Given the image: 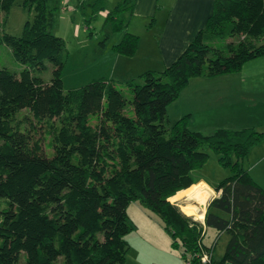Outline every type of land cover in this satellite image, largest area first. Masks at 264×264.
Instances as JSON below:
<instances>
[{"label":"trees","instance_id":"1","mask_svg":"<svg viewBox=\"0 0 264 264\" xmlns=\"http://www.w3.org/2000/svg\"><path fill=\"white\" fill-rule=\"evenodd\" d=\"M49 1L24 0L32 19L18 36L0 31V44L22 66L18 73L0 68V264H14L21 251L24 264L58 256L63 264H122L130 201L158 217L189 264H201L203 252L210 254L206 264H264V188L240 165L264 131L203 134L187 128L188 114L170 125L166 118L191 77L234 72L264 55V0H212L203 27L174 60L125 80L126 94L105 79L63 89L65 47L47 30ZM11 2L0 0V13ZM137 41L124 32L114 48L129 56ZM45 60L48 82L36 75ZM127 104L131 115L123 113ZM202 146L230 174L213 185L217 195L201 223L168 198L195 182L191 171L207 158ZM208 228L228 235L219 259L211 254L214 241H201Z\"/></svg>","mask_w":264,"mask_h":264},{"label":"rangeland","instance_id":"2","mask_svg":"<svg viewBox=\"0 0 264 264\" xmlns=\"http://www.w3.org/2000/svg\"><path fill=\"white\" fill-rule=\"evenodd\" d=\"M48 8L51 11L52 21L47 30L51 34L61 37L65 47L66 55L61 71L64 90L78 87L94 79H105L114 80L116 88L126 94L123 83L125 80L135 78V76L145 70L158 72L165 67L161 69L158 67V59L156 58L159 57V54H153L155 51L148 53L151 48L147 46L148 43L152 42L153 45L157 43L153 29L154 19L143 17L142 14H135L138 6L134 8V0H50ZM33 14V8H29L28 4H24V0H12L7 12L0 13V31L18 36L25 22H29ZM124 32L136 35L139 41H137L134 53L129 56L119 54L114 48ZM145 41H147V45L143 44ZM43 63L45 68L36 75L43 82H48L51 74V64L47 60ZM0 68H6L15 73H18L22 68L21 64L13 60L9 48L3 44H0ZM214 77H222V79L230 81V84H234L237 88L236 100L241 94L244 113L242 117L238 118L240 120L238 122L239 127L235 129L253 127L256 131H264V55L245 61L237 71ZM22 112L25 111L23 110ZM123 113L131 115V106L127 104L123 109ZM177 117L176 119L181 116ZM174 119L170 117L168 121L171 122H168V124H172L176 120ZM189 119L188 117L186 123L187 128L191 131L199 130L203 134H209L215 129L210 124L203 126L200 124L198 127H202V129H199L195 125L196 123L190 125L194 128H189ZM218 122L222 124L225 121L221 119ZM216 128L221 127L216 126ZM44 148L47 151L46 145ZM201 150L207 154V158L200 168L191 171V177L202 179L209 186H213L228 176L230 170L228 167L217 163V155L207 146H202ZM262 155H264V138L251 147L248 154L240 160V165L247 167V165L255 163L253 174L264 182V156L261 158ZM257 159L259 160L256 161ZM201 186H203L201 183L195 185L186 194L192 193L197 187ZM186 194H184L185 197L187 196ZM179 197L180 195L177 198ZM205 197H203L204 199L202 198V201L197 198L192 199L198 201L202 204L201 208H204L209 200ZM179 205L177 207L184 215L189 216L194 221H199L202 211H196L195 205L197 204L187 201L182 203L180 207ZM186 207L193 209L188 211ZM125 212L127 224L130 228L125 235L128 249L122 264H132L137 253V257H150L144 254L145 250L149 249L148 245H145V241L152 240L158 244H166V241H168L171 251L177 257H181L180 247H171V240L165 230L164 232L158 228L160 230L159 233L163 236L162 238H158V234L153 232V228L150 227L149 231L146 230L148 223L151 224L153 222L157 226L162 227L160 220L155 214L149 212L137 201H130ZM201 218L200 222L203 220V215ZM227 238L228 235L225 232L216 236L215 232L208 228L201 241L206 246H211L214 241L211 254L214 259H219ZM150 246L152 249H159V246L152 244V242ZM152 257L163 256L155 254ZM14 264H24L23 251L19 252L17 261ZM51 264H63L62 257H56ZM181 264L184 263L181 261Z\"/></svg>","mask_w":264,"mask_h":264},{"label":"crops","instance_id":"3","mask_svg":"<svg viewBox=\"0 0 264 264\" xmlns=\"http://www.w3.org/2000/svg\"><path fill=\"white\" fill-rule=\"evenodd\" d=\"M137 6L138 10L135 14H142L143 17H151L154 19L153 29L157 43H154L153 45L152 42H149L147 45V41H145L143 44L151 47L148 50V53L155 51L153 54H159V57L156 59H158V67L161 69L173 61L195 33L203 27L204 22L211 11L212 0H134V8ZM236 89L237 88L234 84H230V81H226L222 79V77H191L187 84L179 91L177 97L166 106L167 122H171L168 121L170 117L176 119L177 116L179 117L188 114L190 118L188 122L189 128H194L190 125L196 123L195 125H197V127L200 124H202V126L210 124L212 125V128H216L217 126L235 129L236 127H239L238 122L240 120H238V118L242 117L244 113L241 94L236 100ZM221 119L225 121L222 124L218 122ZM198 128L202 129V127ZM263 156L264 155H262L261 158ZM258 160L259 159L256 161ZM243 168H245L250 173L251 177L264 188L263 180L256 178L257 175L253 174L255 163ZM193 180L195 182L190 186L195 184L199 185L201 183L203 185L201 187L207 191L205 193L207 194L205 195V198H208L209 200L206 202L204 208H201L202 204L195 199H188V196L191 193L186 194V197L185 195H181L177 199H171L177 193L186 190L190 186L177 191L174 195L169 197L168 200L176 206L191 201V203L197 204L195 205L196 210H201L203 213L207 203L217 195V192L212 189L213 186H209L204 180L198 178H193ZM192 209L193 208L186 207V210L188 211H192ZM201 219L202 218L198 219L199 222ZM150 227L154 229L153 232H157L158 238L163 237L159 233L160 230L164 231L162 227L159 225L157 226L154 222L151 224L148 223L146 230L149 231ZM166 234L168 235V233ZM151 242L152 244L159 246V249H152L150 246ZM145 245H148L147 247L149 249H146L144 254H147L150 257H137V253L132 264H181V261L184 263L181 257H177V255L171 251L168 241H166V244H158L153 240L145 241ZM155 254H160L163 257H152V255ZM223 264L230 263L224 262Z\"/></svg>","mask_w":264,"mask_h":264},{"label":"bare ground","instance_id":"4","mask_svg":"<svg viewBox=\"0 0 264 264\" xmlns=\"http://www.w3.org/2000/svg\"><path fill=\"white\" fill-rule=\"evenodd\" d=\"M205 192H207V191H205V189L204 188H202V187H197L189 196H188V199H190V198H194V197H196V198H198V199H201V201H202V198L203 197H205ZM207 195V194H206ZM204 199V198H203ZM197 211V210H196ZM199 213V212H198ZM202 212H201V214H200V218L202 217ZM198 217V216H197Z\"/></svg>","mask_w":264,"mask_h":264},{"label":"built area","instance_id":"5","mask_svg":"<svg viewBox=\"0 0 264 264\" xmlns=\"http://www.w3.org/2000/svg\"><path fill=\"white\" fill-rule=\"evenodd\" d=\"M202 223V222H201ZM209 259H210V254L209 253H206V252H203L201 254V257H200V263L201 264H206L209 262ZM185 264H189L188 261H184Z\"/></svg>","mask_w":264,"mask_h":264}]
</instances>
